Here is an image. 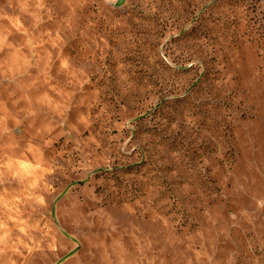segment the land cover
<instances>
[{"label":"rangeland","instance_id":"374dc122","mask_svg":"<svg viewBox=\"0 0 264 264\" xmlns=\"http://www.w3.org/2000/svg\"><path fill=\"white\" fill-rule=\"evenodd\" d=\"M0 264H264V0H0Z\"/></svg>","mask_w":264,"mask_h":264}]
</instances>
